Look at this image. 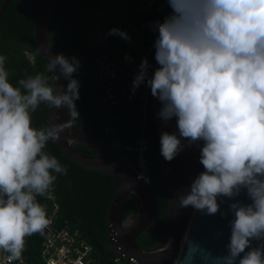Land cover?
Here are the masks:
<instances>
[{"label": "clouds", "instance_id": "1", "mask_svg": "<svg viewBox=\"0 0 264 264\" xmlns=\"http://www.w3.org/2000/svg\"><path fill=\"white\" fill-rule=\"evenodd\" d=\"M171 9L154 22L159 65L148 75L142 60L133 80L161 102L158 117L167 124L176 118L178 133L162 131L160 154L172 161L186 146L200 141L204 171L179 197V207L206 215L219 209L218 197L232 199L246 190L250 203L229 205L234 219L227 254H202L206 264H264V0H166ZM108 35L130 40L118 28ZM130 59L129 57H125ZM0 55V250L8 261L19 260L25 237L49 225L45 206L36 197L45 195L67 168L44 149L49 141L80 117V98L74 73L80 61L49 53L48 76L38 73L13 86ZM63 76L66 88L58 83ZM49 80L52 83H49ZM44 103L67 108L70 120L45 129L31 126L30 113ZM182 141H187V144ZM188 253L177 264H192L200 246L188 242ZM243 254V255H241Z\"/></svg>", "mask_w": 264, "mask_h": 264}, {"label": "trees", "instance_id": "2", "mask_svg": "<svg viewBox=\"0 0 264 264\" xmlns=\"http://www.w3.org/2000/svg\"><path fill=\"white\" fill-rule=\"evenodd\" d=\"M26 3L32 8L36 6V0H26ZM48 3L47 37L60 53L66 54L69 59L75 56L80 61L79 71L73 74L79 81L80 98L75 103L80 117L73 124L114 146L137 169L136 154L141 134L143 101L139 94H135L131 100L112 104L98 78L96 58L110 51L127 62L136 75L142 60L148 59L151 44L148 26L154 23L152 14L155 8H129L124 13L109 14L97 22L102 0H48ZM113 28L125 31L131 39L108 35ZM0 55L6 57L4 66L9 73V82L21 87L22 92L25 90L18 83L21 79L38 73L46 74V60L34 39L33 15L21 0H10L0 17ZM126 56L130 59H126ZM149 60L156 61L154 45L149 52ZM151 96L150 90L145 156L157 208L152 224L136 238L145 250H151L158 243L168 219L167 189L160 163L161 134L153 120ZM47 106L41 103L30 113L33 128L39 130L48 127ZM67 119H71L69 115ZM77 147L90 153L81 144ZM44 151L55 156L67 168L66 175L56 174L57 179L50 189L58 204L54 226L79 230L85 241L92 246L89 264H113L116 256L112 253L108 235V213L115 194L113 178L73 162L54 142H50ZM36 199L45 206L48 213L52 201L45 195L37 196ZM135 206V197L128 195L123 203V218L131 212L135 215ZM25 238L24 255L27 262L44 264L40 255L41 234L35 233ZM120 263L127 264L124 260Z\"/></svg>", "mask_w": 264, "mask_h": 264}, {"label": "water", "instance_id": "3", "mask_svg": "<svg viewBox=\"0 0 264 264\" xmlns=\"http://www.w3.org/2000/svg\"><path fill=\"white\" fill-rule=\"evenodd\" d=\"M9 2L10 0H2L0 17ZM21 3L33 15L35 43L46 60L45 73L51 76L53 74L47 73L46 70L49 53L52 55L62 53L51 44L46 34L49 17L48 0H36L34 8L27 5L26 0H21ZM63 55L66 56L64 53ZM58 83L66 88L68 80L61 76ZM151 108L155 126L160 134L162 131H167L179 135L176 118L165 124L158 117L161 102L153 96H151ZM47 117L48 127L52 124H60L68 120V109L66 107L55 109L47 106ZM50 142L56 143L67 158L78 165L113 178L115 194L108 213V235L113 255L126 261L135 260L142 264L177 263L188 253L189 241L198 244L203 250L202 253L196 255L192 264H206L202 259L204 253H210L211 257L226 255V245L231 235L229 221L234 219L229 205L233 201L244 204L251 202L246 190H242L231 200L227 197H218L220 209L215 215H206L191 207L180 208L179 197L190 190L192 181L204 171L200 163V149L203 141L191 147L186 146L170 162L161 155V171L169 202L168 219L158 243L151 250H145L137 243L136 238L151 225L155 217L157 202L151 185L139 178L136 168L129 164L114 146L74 124L60 134L58 141H49L47 145ZM182 142L187 144V141ZM78 144L85 146L90 153L79 149ZM130 194L136 199V214L131 212L123 218V203ZM261 245H264V241H253L252 243L253 247ZM207 264H212L211 259L207 261Z\"/></svg>", "mask_w": 264, "mask_h": 264}, {"label": "built area", "instance_id": "4", "mask_svg": "<svg viewBox=\"0 0 264 264\" xmlns=\"http://www.w3.org/2000/svg\"><path fill=\"white\" fill-rule=\"evenodd\" d=\"M148 8H155L152 14L154 22L162 21L171 12L166 0H149V4L144 9ZM153 25L148 26L151 33L149 37V41L151 42L149 52L158 35ZM149 52L147 59L150 65L148 68V75L151 76L154 74L155 69L158 68V64L156 61L149 60ZM96 69L98 78L105 88L107 98L112 104L131 100L135 94H139L143 101L140 115L141 134L138 137L139 148L136 154V171L139 178L145 183L150 184L145 156L148 141L145 135V127L150 87L146 84H141L139 88L133 92V80L136 76L134 75V70L130 69V65L127 62L112 54L110 51L103 52L96 58ZM45 196L50 199L52 203L47 213L49 225L43 232H40L42 237L40 255L44 264H89L92 259V246L85 241L79 230L64 226H54L58 204L54 200V195L50 190ZM8 255V253L0 250V264H29L24 255V249L19 260H12L9 262L7 259ZM121 260L123 259L116 256L113 264H121ZM126 262L127 264H142L135 260Z\"/></svg>", "mask_w": 264, "mask_h": 264}, {"label": "rangeland", "instance_id": "5", "mask_svg": "<svg viewBox=\"0 0 264 264\" xmlns=\"http://www.w3.org/2000/svg\"><path fill=\"white\" fill-rule=\"evenodd\" d=\"M149 4V0H102V10L97 16L98 22L103 17L113 13H124L129 8L142 9ZM173 264H177L174 262Z\"/></svg>", "mask_w": 264, "mask_h": 264}, {"label": "flooded vegetation", "instance_id": "6", "mask_svg": "<svg viewBox=\"0 0 264 264\" xmlns=\"http://www.w3.org/2000/svg\"><path fill=\"white\" fill-rule=\"evenodd\" d=\"M159 66V65H158ZM167 202H168V193H167ZM168 208H169V202H168ZM152 224V223H151Z\"/></svg>", "mask_w": 264, "mask_h": 264}]
</instances>
